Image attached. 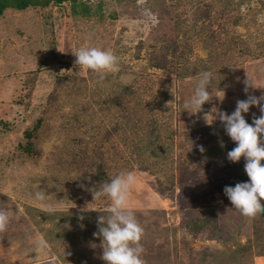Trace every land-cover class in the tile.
<instances>
[{
	"label": "rangeland",
	"instance_id": "obj_1",
	"mask_svg": "<svg viewBox=\"0 0 264 264\" xmlns=\"http://www.w3.org/2000/svg\"><path fill=\"white\" fill-rule=\"evenodd\" d=\"M82 1L103 18L77 16L68 1L8 8L0 16V210L10 216L7 231L0 234V264H105L91 213L108 216L110 199L102 195L94 201L85 190L80 194L67 182L76 174L59 173L53 164L56 150L70 137L89 143L109 124L103 115L81 117L80 107L107 94L115 83L132 86L137 108L145 110L144 120H159L161 139L173 144L166 164L172 159L175 186L163 192L155 174L140 169L138 155L151 163L154 153H145L143 146L140 153H131L132 142L142 140L141 123L127 137L115 136L112 146L108 144V177L123 171L137 177L129 207L144 229V264H264V215L243 216L224 195L226 185L249 181L245 160L229 162L226 154L235 143L218 119L211 126L203 120L205 113H210V122L218 111L231 114L237 100L247 99V74L258 87L249 94L264 93V0H103L101 9V0ZM207 6L209 18L196 19ZM173 42L177 72L152 67L153 49L173 47ZM51 43L70 62L69 70L87 81L81 93L60 99L61 107L49 119L53 134L41 145V156L32 159L22 154L19 143L25 128L42 113L55 77L52 71H39L31 92L24 79ZM82 47L112 51L119 57L120 71L101 81L92 71L81 70L73 52ZM205 71L214 77L213 95L222 97L224 92V98L214 96L203 112L189 115L184 103ZM75 113L78 122L70 120ZM253 113L259 116V108L252 106L244 114L249 124ZM160 166L151 167L157 172ZM89 175L87 171L85 177ZM86 185L92 186L90 181ZM37 192L46 200L38 201ZM86 202L93 211L81 221L79 210ZM45 204L56 211L45 213Z\"/></svg>",
	"mask_w": 264,
	"mask_h": 264
},
{
	"label": "trees",
	"instance_id": "obj_2",
	"mask_svg": "<svg viewBox=\"0 0 264 264\" xmlns=\"http://www.w3.org/2000/svg\"><path fill=\"white\" fill-rule=\"evenodd\" d=\"M64 1L71 3L72 11L77 16H82L86 19L91 18L93 15H97L99 18H103V14L96 11H91L89 6L82 0H0V16L8 8L17 10H24L28 7L42 8L47 6L50 2L54 5H58ZM103 0L98 2V7L101 9ZM209 6L199 12L196 17L198 20H205L209 18ZM111 18H115V14L110 15ZM175 46L171 44H165L161 47H155L149 57L150 65L154 68L163 69L165 71L177 72L178 70V57L176 54ZM70 62L62 58V55L58 52V49L54 43H51L47 48V51L38 62L37 68L28 73L24 79V84L27 86L28 91L31 92L34 88L37 74L41 70H48L54 72V83L51 91L49 92L42 113L33 120L31 125L24 130V139L20 142V148L22 154L28 157L39 158L41 156V145L44 141L51 138L53 134V127L49 123L51 113L54 110H58L61 107L60 99L64 95L69 93L78 94L81 93L83 86L85 85L87 78L78 75L74 71H70ZM27 94H30V93ZM90 104H82L80 107L81 117L88 116L93 118L97 115H103L108 118L109 124L104 125L101 129V134L94 138L89 143L83 141L76 136H72L63 146L56 150L55 153H59L54 157V168L57 172H66L67 174L73 172L76 174V178L71 177L67 180L69 185L74 187L83 194V190L79 185L87 184L88 181L92 184L91 188L100 187L103 182L110 181L111 177H108V171L111 167L108 164L109 145L112 146L115 136H126L128 132H134L135 123H141L139 127L142 134V140L140 142H132L131 153H140L141 146L144 147V152L154 153L151 163H143L144 158L139 157L141 161L140 169L150 174H155L156 185L160 192L164 190H173L175 183L173 181V164L172 159L168 164L166 160L171 157L169 151L172 150V145L167 138L161 139L162 126L159 120L145 119L143 115L145 110L135 102L136 91L130 84L115 83L103 96L97 95L96 98L92 97ZM136 103V104H134ZM134 117V118H133ZM70 120H80L79 114H73ZM82 120V119H81ZM127 137V136H126ZM109 144V145H108ZM140 144V146H139ZM160 155V156H158ZM153 165H161L157 168V172L154 171ZM85 168V169H84ZM87 171L90 172L88 177H85ZM162 175L164 177L159 176ZM117 176V174L115 175ZM90 178V179H89ZM67 184V183H66ZM88 186V185H87ZM91 193L88 198L91 197ZM86 198V199H88ZM91 222L95 225L94 231L97 228V218L99 215L107 217V213L92 212ZM242 249H246L245 245H242Z\"/></svg>",
	"mask_w": 264,
	"mask_h": 264
},
{
	"label": "clouds",
	"instance_id": "obj_3",
	"mask_svg": "<svg viewBox=\"0 0 264 264\" xmlns=\"http://www.w3.org/2000/svg\"><path fill=\"white\" fill-rule=\"evenodd\" d=\"M73 54L76 57L75 64L79 65L81 70L92 71L101 81L106 78L107 74H115L120 71L119 57L110 50L82 47ZM214 82L210 71L201 74L194 94L184 103V110L189 115L203 112L204 104L213 99L215 96L212 92ZM244 85L247 99L237 100L236 108L231 114L218 111L210 122V113H205L203 120L206 125L211 126L213 121L218 119L226 134L235 143L236 146L226 154L229 162L239 163L241 158H244V171L249 177V181L237 182L234 187L226 185L224 195L227 196L233 208L243 216L255 217L264 215V204L261 203L264 200V143L261 141V137L264 136V93L259 97L249 94L250 89L258 87L248 74ZM224 95L223 92L222 97H215L222 101ZM252 106L259 108L260 115L257 116L253 113L252 123L249 124L244 114L249 113ZM219 145L221 148L226 147L222 139L219 141ZM198 147L201 152L205 151L202 145ZM136 183L137 177L134 172L123 171L111 178L110 181L100 184L99 188L90 189L83 183L79 185L85 191L91 192L94 201L103 195L108 197L111 202L108 208L109 215L107 217L98 216V230L93 233L94 237L102 241L100 247L103 251L100 259L105 264H144L142 259L144 249L141 243L144 229L129 207ZM35 198L42 202L46 200L43 192H37ZM89 205L90 203L86 202L85 206L79 210V220H84V213L93 211ZM42 210L51 214L56 211V208L52 204H45ZM9 222L10 216L7 211L0 210V234L7 231ZM81 226L83 227V225Z\"/></svg>",
	"mask_w": 264,
	"mask_h": 264
}]
</instances>
